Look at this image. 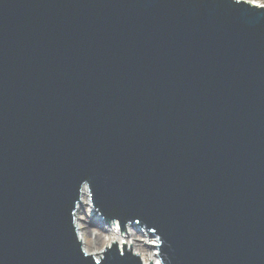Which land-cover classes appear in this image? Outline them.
I'll return each instance as SVG.
<instances>
[{"label":"water","instance_id":"95a60500","mask_svg":"<svg viewBox=\"0 0 264 264\" xmlns=\"http://www.w3.org/2000/svg\"><path fill=\"white\" fill-rule=\"evenodd\" d=\"M85 186L162 264H264V5L0 0V264H145Z\"/></svg>","mask_w":264,"mask_h":264},{"label":"bare ground","instance_id":"6f19581e","mask_svg":"<svg viewBox=\"0 0 264 264\" xmlns=\"http://www.w3.org/2000/svg\"><path fill=\"white\" fill-rule=\"evenodd\" d=\"M85 205L89 207V209H90L89 213H88V210L87 211L85 210L86 209ZM84 207H85V209H84ZM81 209H83L82 212H81ZM84 210L86 211V216H87L86 218H89V220L87 219L86 222H88L90 224H92V223H94V224L97 223L98 225L101 224V222H99L98 220L93 219L96 215L99 214V216H100L101 214L94 208V206L92 204V199L90 196L89 189L86 186L83 188L82 200L79 203L78 208H77L76 213H75V222L77 225V234L82 241V244H83L85 251L89 254H93L96 257H99L100 255L103 254V249L99 250V251H92L91 249L89 250L86 242H87V238L92 237L94 233H95V235H94L95 240H101L102 239L101 235L103 232L96 231L94 233H89V230H87V226L82 224V222L80 221L81 216H79V215L81 213H85ZM98 227H100V226H98ZM111 229L113 231H116L115 226H114V228L111 227ZM138 231H140V230H138ZM126 233L128 234V237L130 236L128 239L125 240L124 239L125 237H123L122 239H117L116 235H113L110 237V239L107 243V246H112L115 242H117L121 249L124 250V247H126V249L131 250L132 245H133V252L136 253L137 255H139L145 264H162L160 259H159L158 247H157L159 239L157 237H153L155 235H151L147 231H146V234L144 232H142L141 234L145 237V239L142 240V239L138 238L144 242L142 244H139L136 236L140 232H136L135 234H133L130 231H127V229H126ZM133 235H134V237H133ZM143 245L145 247H147L148 249L143 248Z\"/></svg>","mask_w":264,"mask_h":264},{"label":"rangeland","instance_id":"374dc122","mask_svg":"<svg viewBox=\"0 0 264 264\" xmlns=\"http://www.w3.org/2000/svg\"><path fill=\"white\" fill-rule=\"evenodd\" d=\"M249 1H254L256 3H260V4L264 5V0H249ZM85 207H86V209H85ZM85 207H84V209L86 211L88 210V213H89V211H90L89 207L86 206V205H85ZM82 210L83 209H81V212H82ZM86 211H85V213H81L79 216H81L80 217L81 218L80 221L82 222V224L87 226V230H89V233H94L96 231L103 232L102 235H101L102 236L101 240H95V238H94L95 233L93 234L92 237L87 238V242L86 243H87V246H88L89 250L91 249L92 251H99V250L104 249L107 246V243H108L110 237L113 236V235H116L117 239H122L123 237H125L124 238L125 240L128 239L130 236L128 237V234L126 233V229H127V231H130L133 234H135L136 232H140L136 236L137 240H138V243L139 244L144 243L142 240H144L145 237L141 234L142 232H144L146 234V231L144 229L139 228V227L137 228L136 226L131 225V224H127L126 225V229L123 230V227L120 225L118 220H115V221H112V222H107L106 220H102L101 217L99 216V214L96 215L93 219L94 220H98L99 222H101V224L100 225H98L97 223L90 224V223L86 222L87 219L89 220V218H86L87 217L86 216ZM98 226H100V227H98ZM114 226H115L116 231H113L111 229V227L114 228ZM138 230H140V231H138ZM133 237H134V235H133ZM153 237H156V236H153ZM138 238H140L142 240H140ZM143 248L148 249L144 245H143ZM158 254H159V250H158ZM159 259H160V257H159Z\"/></svg>","mask_w":264,"mask_h":264}]
</instances>
